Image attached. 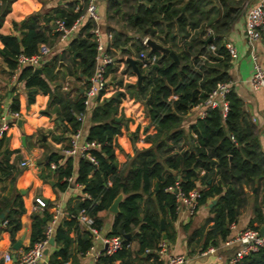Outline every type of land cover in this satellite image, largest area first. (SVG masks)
Wrapping results in <instances>:
<instances>
[{
    "label": "trees",
    "instance_id": "1",
    "mask_svg": "<svg viewBox=\"0 0 264 264\" xmlns=\"http://www.w3.org/2000/svg\"><path fill=\"white\" fill-rule=\"evenodd\" d=\"M14 1L0 0V26ZM108 3L107 17L112 19L118 15L124 18L126 27L167 46L175 52L178 61L169 52L149 50L141 38L134 39L127 47L130 37L113 29L108 51L118 50L122 57L131 55L136 58L142 50L158 55L157 63L148 69L142 68L137 59L143 74L137 94L134 92L135 82L125 87L145 104L149 122L144 131L150 126L154 131L144 136L147 147L139 149L134 145L133 156L119 166L115 138L122 132V121L116 117L125 93L115 90L100 99L102 91L96 96L97 102L90 115L92 124L85 135L86 139L100 143L99 149L91 150L96 164L79 157L73 180L82 185V191L90 198L69 206L70 219H63L55 229L57 247L49 256L48 264H65L71 258V246L75 242L70 237L71 231L77 233L78 252L85 253L92 238L88 230L80 234L79 211L84 209L100 228L98 213L108 210L120 193L123 199L119 212L114 215L107 235L121 236L122 248L112 255H100L96 264H162L158 256L160 244L165 240L172 243L176 237L173 223L177 219V192L184 196L192 190L199 192L194 212L216 199L208 208L209 214L204 222L189 234V247L195 243L201 252L225 242L231 233L230 226L237 223L240 209L245 207L251 195L254 197L253 216L247 228L259 230L264 223V153L259 149L252 122L234 88L231 87L227 94L229 107L225 116L219 107H207L205 114L197 117L187 130L182 126L183 116L191 107L204 100L219 82L230 80L231 56L223 44L224 36L245 12L244 0H146L143 3L139 0H108ZM65 4L67 9L53 7L43 14L28 15L20 26L14 23L19 35H0L9 69L16 67L18 53L32 54L40 42L51 45L59 39V32L52 30L51 20L61 18L67 26L72 24L78 15L72 10L74 0ZM93 26L92 21H86L67 48L60 55L56 54L53 62L42 66L41 73H35L32 66L22 67L19 73V79L24 80L27 88V102L32 103L38 91L49 94V103L58 104V117L71 132L81 124L77 115L85 110L83 95L75 99L66 97L56 87L53 91L49 82L58 75L55 59L64 60L67 52V72L83 81L80 87L84 89L95 63L96 41L90 31ZM209 28L214 37L206 41ZM212 43L216 45L214 51L210 48ZM128 70L132 73L130 68ZM173 95L177 97L173 98ZM10 107L18 110L19 99L14 98ZM184 136L193 138L189 140V148L181 150L179 144ZM135 139L136 136L132 135L133 144ZM2 144L1 139L0 176L5 177L15 171V166L9 163L10 153L5 154ZM61 159L63 155L51 153L46 157L45 165L50 169L51 162L57 164L53 171L61 181L60 188L64 189L69 185L67 178L73 176L74 162L72 156L64 158L62 164ZM199 182L204 185L202 188L197 187ZM6 208L9 211L1 225L14 240L25 213L21 196L17 193L12 198H0V213ZM161 217L164 229L160 227ZM49 218L47 211L43 216H32L29 246L44 237ZM133 241L137 243L135 251L131 248ZM237 264H264V248L245 256Z\"/></svg>",
    "mask_w": 264,
    "mask_h": 264
},
{
    "label": "crops",
    "instance_id": "2",
    "mask_svg": "<svg viewBox=\"0 0 264 264\" xmlns=\"http://www.w3.org/2000/svg\"><path fill=\"white\" fill-rule=\"evenodd\" d=\"M66 1L70 0H15L12 3L11 10L6 14L4 21L0 26V35H19V29L15 28L14 23H17L20 26L28 15L43 14L53 7L67 9L65 4ZM139 1L140 3L146 2V0ZM250 1L253 2L254 0ZM97 4L100 13V20L97 26L103 42L108 46V44L112 42V40L109 39L108 34L111 33L113 39L114 28L123 31L126 34L128 32L126 29L128 28L125 27L124 29V18H119L120 23H122V26L119 27L117 24L113 23V18L111 19L107 17V8L109 6L108 0H97ZM245 12L233 22L232 26L224 36V40L230 41L237 49V55L235 57H230L228 71L230 74V80L232 81V87L242 99L243 109L247 118L252 122L259 149L264 153V88L254 89L249 82L254 71L255 63L250 55V49L244 37ZM80 29H77L67 39H57L51 53L38 67L42 70L43 65L53 62V57L67 48L69 41L79 33ZM128 36H130V39L127 42V47H129L134 40L131 35ZM141 37L138 36L137 38ZM179 41L180 39L178 42ZM132 51H134L133 48ZM112 54H114L115 60L108 66L106 71L108 82L113 83L114 75L112 76V74H115L117 77L122 74L123 76H121V78H123L124 82H135L134 92L137 94V76L135 71L126 61V58L131 55L122 57L118 50H114ZM255 54L256 60L264 71V39L256 41ZM131 57L135 58V56ZM65 58H68L67 52L65 53ZM55 62H57L55 68L56 72L63 68L65 69V66H67V63H65V60L62 58L55 59ZM128 68L131 69L132 73L129 72ZM20 71L21 69H9L7 66L4 59L3 44L0 40V113L5 109H11L10 104L14 98H18L20 101V107L17 110L20 113V117L17 118L15 122L11 120L9 130L2 138V149L5 154L10 153L9 163L14 164L15 171H12L8 176H0V198H12L18 193L21 196L25 208V213L21 217V229L16 233L14 240L11 238L9 231L4 230L3 225H1L9 208L2 211L4 217L0 218V264H16L17 261H14V258L16 259V256L22 250H26L30 247L29 238L32 216L34 214L43 216L44 212L47 211L51 218L53 214L57 213V223L54 226L55 232L56 227L63 219H70V214L68 213L69 206L78 202L84 193L82 187H78L74 181L69 183L66 188L61 189L59 186L61 181L58 180L54 171L45 165V159L49 154L57 153L64 155V150L68 147L69 138L72 132L66 129L64 122L58 117V104L49 103V94H44L38 91L35 95L34 101L32 103L27 102V88L25 87L24 80L19 79ZM49 84L53 91L56 87L57 90L64 94V96L72 99L83 95L84 89L80 87V85L83 84V81L78 80L74 75L68 74V72L65 73L62 83H59L57 75V78L55 77L49 82ZM85 85L86 83L84 84V88ZM111 87L112 88L107 91H103L100 95V99L110 96L116 89L125 93L119 103V112L116 117V120L122 121V132L115 138V156L119 166H122L133 156L134 145L139 149L147 147L148 143L145 141L144 136L147 132H153L154 129L150 126L147 131H144V128L148 125L149 118L146 115V108L143 100L135 97V95L123 87V85L115 86L116 89H114L113 86ZM97 97H94L91 100L90 106L84 110L85 115L83 120H81L79 127L83 138H85L87 130L92 124L90 118L91 109L96 104ZM203 111L204 109L198 105V103L191 107L183 116V128L187 130L188 126L193 123L197 117H200ZM20 118L22 119L21 124L18 123ZM132 135L136 136L134 144L131 141ZM193 137H195V134H193ZM193 137L184 136L181 139L179 144L181 150L189 148V140H192ZM78 158L79 156H73V178L77 172ZM26 160L29 161L30 165L22 166L21 162ZM63 162L64 159L60 163L62 164ZM202 174L203 171L201 172V175ZM203 186L204 185L200 182L197 183L198 188H202ZM255 191L256 186L254 187L253 192ZM36 198H41L46 203V207L43 210H33ZM213 201H216V199H212L207 205L199 207V209L192 214L189 213L190 208L183 200L178 201L177 219L173 223L176 232L175 240L170 243L165 240L166 237L164 236L163 239L165 240L166 246L164 249L158 251V256L162 264H167V260L170 256L178 254L186 257L184 264L226 263L227 259L236 249V245L226 246L224 242H220L219 245L215 247L214 252H207L209 247L200 252L198 245L195 246V243L190 247L187 244L189 234L193 229L200 226L208 216V208L214 204ZM253 202L254 197L251 195L245 207L240 209L237 223L232 224L233 227H231L232 225L230 226L231 233L228 238H232L237 231L247 228L249 219L253 216ZM115 214L116 213L111 212L109 209L98 213V217L101 219L100 229L102 235H107L110 232ZM50 218L47 221V225ZM79 229L80 234L84 230H87L80 222ZM54 232L51 237L53 238V243L49 242L45 249L46 254L44 258L37 264H48L49 256L56 249L57 246L54 241ZM21 237H23V241L20 249L14 250L12 247L13 244ZM70 237L75 241L71 246L73 254L65 264H96L104 246L102 240L91 236L92 244L90 248L85 253H80L78 252V244L76 243L77 233L71 231ZM131 248L133 251L137 249V243L135 241L132 242ZM6 253L11 254V261L7 262L4 260L3 256ZM144 256L145 254L142 255V257ZM114 264L121 263L115 262ZM131 264L140 263L131 262Z\"/></svg>",
    "mask_w": 264,
    "mask_h": 264
},
{
    "label": "built area",
    "instance_id": "3",
    "mask_svg": "<svg viewBox=\"0 0 264 264\" xmlns=\"http://www.w3.org/2000/svg\"><path fill=\"white\" fill-rule=\"evenodd\" d=\"M73 12L78 15L73 20L72 24L67 26L63 19L55 18L51 20L52 30L59 32V39H67L77 29H80L86 21L90 20L94 26L90 31L94 34V40L96 41V54L95 63L91 75L86 82L83 91V103L84 107L87 108L91 104V100L99 95L102 91H107L112 88L107 79V68L115 60L114 54L107 50V44L102 40L101 33L98 29V22L100 20V13L98 9L97 0H74ZM207 35L213 38L214 33L212 29L207 30ZM108 37L112 40V34L109 33ZM244 37L247 45L250 49V55L254 60V71L250 77V85L254 89L264 88V71L258 61L256 60L255 54V43L260 39H264V0H254L248 4L245 12V23H244ZM150 38L148 35H143L141 41L148 47L147 40ZM111 42V41H110ZM230 56L235 57L237 55V49L234 44L230 41L224 40L223 42ZM212 51L216 49L214 43L210 44ZM52 48L47 42H40L37 51L32 54H26L20 52L16 56V70L21 69L25 66H32L36 68L44 61V57L51 52ZM150 50V49H149ZM141 63V67L148 69L157 63L158 55L156 53H149L146 50H142L136 56V60ZM232 87V81H221L219 82L207 95V97L198 103L204 111L201 113L202 117L205 114L207 107H219L221 109L222 116H225L228 107L229 100L227 94ZM176 98V95L172 96ZM84 111L77 115V118L81 121L84 118ZM20 117V113L17 110L5 109L0 113V141L3 136L7 133L10 127V122L16 121ZM100 148V143L96 140H88L83 138L81 129L78 128L72 132L69 138L68 147L64 150L63 159L68 156H79L88 159L93 164H96L95 157L91 154V150H97ZM60 160L59 162L63 161ZM22 166H29V161L21 162ZM51 170L57 168V164L51 162L49 165ZM68 182H73V176L67 178ZM78 187H82L81 184L76 183ZM177 201L183 200L190 208L189 213L192 214L195 210L197 198L199 192L192 190L188 196H184L181 192H177ZM90 196L87 193H83L80 200L89 199ZM46 207V203L41 198L35 199L33 206L34 211L43 210ZM58 214L55 213L50 218V221L45 229L44 237L36 241L33 245L28 247L26 250H22L17 256L16 261L18 264H37L45 256L44 251L49 244V239L53 236L54 226L57 223ZM80 223L90 232L94 238H100L103 242V249L100 252L101 255H112L122 248L123 238L119 235H102L101 229L96 225L95 220L90 216L84 209H81L77 215ZM3 224H6L4 221ZM233 227V225L231 226ZM226 246L236 245V249L233 254L227 259L225 264H237L245 256L264 248V236L259 233V230L251 228H243L232 237L227 238L224 242ZM166 246L165 242L160 244V250ZM215 247L210 246L207 252H214ZM5 261H11L12 256L10 253L4 254ZM186 257L184 255H172L168 258L167 264H184Z\"/></svg>",
    "mask_w": 264,
    "mask_h": 264
},
{
    "label": "water",
    "instance_id": "4",
    "mask_svg": "<svg viewBox=\"0 0 264 264\" xmlns=\"http://www.w3.org/2000/svg\"><path fill=\"white\" fill-rule=\"evenodd\" d=\"M211 39V37H208L206 39V41H209ZM147 45L149 46L150 50H158L161 52H169L176 61H178L177 56L175 54V52L173 50H170L167 46H164L163 44H161L160 42H158L157 40L153 39V38H148L147 40ZM126 61L128 62V64L132 67V69L135 71L136 76H137V81H136V87H139L141 80L143 78V74L141 73L138 65H137V60L134 57L128 56L126 58ZM41 68L40 67H36L34 69L35 73H39L41 72ZM22 119L20 118L18 120V123L21 124ZM122 200V194H118V196L114 199V201L112 202L111 206L109 207V210L113 213H118L119 212V204ZM216 201H213V203H215ZM4 217V213L2 212L0 215V218ZM160 227L161 229H164L165 224L163 221V218H160ZM259 233L264 236V223L260 226L259 228ZM22 241H23V237L19 238L18 240H16V242L13 244V249L14 250H18L20 249L21 245H22ZM50 243H53V238H50L49 240ZM44 254H46V251H44ZM16 259L14 258V261ZM17 264V263H16Z\"/></svg>",
    "mask_w": 264,
    "mask_h": 264
},
{
    "label": "rangeland",
    "instance_id": "5",
    "mask_svg": "<svg viewBox=\"0 0 264 264\" xmlns=\"http://www.w3.org/2000/svg\"><path fill=\"white\" fill-rule=\"evenodd\" d=\"M250 0H244V7L245 8H247V6H248V4H250ZM118 18H120V17H118V16H114V18H113V23L114 24H117L119 27H121L122 26V23H120V21H118L119 19ZM123 26H124V29H125V22H124V24H123ZM126 28H128V29H126L128 32H127V35H131V37H133V39H136L138 36L139 37H141V36H143V35H140L139 34V32L138 31H136L135 29H133V28H131V27H126ZM128 37H130V36H128ZM151 38V37H150ZM154 39V38H153ZM159 42V41H158ZM51 46V48L53 49V46H54V44H51L50 45ZM52 51V50H51ZM51 53V52H50ZM49 53V54H50ZM49 54H47L45 57H44V60H45V58L49 55ZM64 60H65V63H68V58H64ZM65 67H67V66H65ZM123 71V70H122ZM67 72V69L65 68H63V69H61V70H59L58 71V80H59V83H62V81H63V79H64V74ZM114 75V76H113ZM112 76H113V83H110V85L111 86H113V88L114 89H116V87L115 86H118V85H120V81H122V85H123V87H126V84H128V83H130V82H124L123 81V78H121V76H123L122 74H121V76L119 75L118 77L117 76H115V74H112ZM117 91H118V89H116ZM115 92V91H114Z\"/></svg>",
    "mask_w": 264,
    "mask_h": 264
}]
</instances>
